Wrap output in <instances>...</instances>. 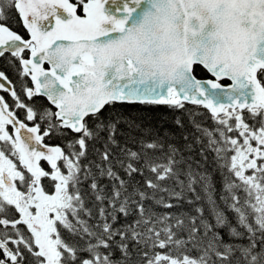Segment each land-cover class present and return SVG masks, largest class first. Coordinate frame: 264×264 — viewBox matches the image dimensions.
Listing matches in <instances>:
<instances>
[{
	"label": "snow or ice",
	"instance_id": "obj_1",
	"mask_svg": "<svg viewBox=\"0 0 264 264\" xmlns=\"http://www.w3.org/2000/svg\"><path fill=\"white\" fill-rule=\"evenodd\" d=\"M0 264H264V0H0Z\"/></svg>",
	"mask_w": 264,
	"mask_h": 264
},
{
	"label": "trees",
	"instance_id": "obj_2",
	"mask_svg": "<svg viewBox=\"0 0 264 264\" xmlns=\"http://www.w3.org/2000/svg\"><path fill=\"white\" fill-rule=\"evenodd\" d=\"M125 111L132 113L133 115H148L150 117H163L164 119H169L170 114H167L166 109H158V110H148L146 108H142L141 106H127L125 108ZM205 121L210 123V121H207V118L204 117ZM52 143H60V141H52Z\"/></svg>",
	"mask_w": 264,
	"mask_h": 264
}]
</instances>
